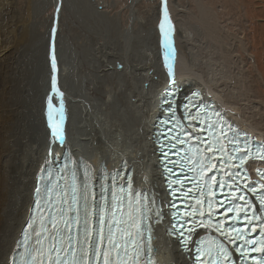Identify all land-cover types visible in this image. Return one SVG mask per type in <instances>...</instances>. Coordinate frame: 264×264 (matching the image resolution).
<instances>
[{
    "label": "bare ground",
    "instance_id": "obj_1",
    "mask_svg": "<svg viewBox=\"0 0 264 264\" xmlns=\"http://www.w3.org/2000/svg\"><path fill=\"white\" fill-rule=\"evenodd\" d=\"M26 1L24 6L20 0H0V65L8 64L10 67L3 70L0 84V264L14 263L15 252L33 204L37 176L56 165L66 154L73 155L74 160L86 166L95 178L99 177L101 171L109 172L124 165L131 167L135 173L137 188L141 186L159 201L160 208L163 209L161 215H165L166 180L154 145L153 133L158 128V117L164 113L160 100L170 81H175L173 86L181 95L180 106L191 92L199 90V97L217 102L239 127L264 139V100L257 93L256 81L249 71L247 58H243L238 50L242 46L245 54L250 53L247 50L249 48L246 49L245 37L221 24L218 13L207 7L203 0H197L200 16L195 15L189 6L179 4V1L167 0L172 25L169 39L174 42L172 53L163 49L166 41L160 24L164 19V0H161L159 11L155 13L159 14V22L154 30L159 31V36L155 34L151 39L147 35L145 37L148 54L153 53L154 57L150 55L148 62L137 66L130 63L128 48H119L120 52L124 48L122 56L119 51L116 52L117 48L109 51L110 58L102 60L108 64L104 63L101 71H111L109 78L110 75L115 76L110 79L116 86L114 93L103 84L99 85L101 68L98 62L82 63V70L79 64L73 68L70 65L64 67L62 54L60 56L56 53V68L53 69L54 32L61 19V15L56 18L55 13L47 30H40L46 39L49 53L44 62L41 60L43 71L28 80V86H31L28 88V101L18 96L20 91L28 87L20 77V66L25 55L33 52L35 56L30 58L28 66H35L36 59L41 56H38L41 49H38L39 40L35 43L36 37L33 34V24L37 23L38 18L37 6L35 0ZM80 1L83 3V0ZM87 1L91 7L90 22L97 24L98 20L104 18L99 12L100 0ZM139 1L131 0L130 10L134 17L135 6ZM176 12L196 17L198 25L190 27L188 31L184 19L177 22ZM165 27L167 28V24ZM146 28L150 35L154 34L151 33L153 28ZM102 30L104 31V26ZM206 55L207 58L203 61ZM116 64H120L122 68ZM169 65L173 68L174 75H170ZM36 66L38 70L35 73L42 68L40 64ZM65 68L74 70L79 76L76 77L79 78L76 91L65 88L63 84L62 73L64 74ZM54 77L57 90L53 88ZM100 96L107 102L110 100L106 115L99 110L104 105ZM20 100L23 101L22 104ZM59 102L68 109L63 140L53 135L49 121L51 112V123L58 125ZM21 106L25 107V111ZM168 227L166 215L159 220L154 235L159 264H192V256L181 249L177 239L168 233Z\"/></svg>",
    "mask_w": 264,
    "mask_h": 264
},
{
    "label": "snow or ice",
    "instance_id": "obj_2",
    "mask_svg": "<svg viewBox=\"0 0 264 264\" xmlns=\"http://www.w3.org/2000/svg\"><path fill=\"white\" fill-rule=\"evenodd\" d=\"M164 19L160 24V29L164 34L166 47L171 46V40L169 39L172 32V25L170 22L168 10H167V0H164L163 6ZM167 24V28L165 25ZM52 66L55 70L56 61L55 55L52 57ZM170 75H174L172 67L169 65ZM175 83V81H173ZM53 88L56 89V80L53 78ZM62 96V93H60ZM198 96V94H197ZM49 107L51 108V99H49ZM185 108H188V105H185ZM169 111L175 117V109L169 106ZM63 104L61 103V116L60 121L62 122L63 117ZM215 115L219 116V113ZM192 119H200L199 116H193ZM50 126L53 128V135L58 139L63 140L62 128L58 125L52 124V115L49 113ZM163 123H168V121H163ZM201 123L203 120L201 119ZM177 124L180 126L181 131L183 132V125H180L179 120L177 119ZM224 123L211 122L207 124L206 130L208 131L209 137L211 139L207 142L206 151L213 153L212 156L203 157L195 161L193 167H198L200 172H203L205 167L211 165L213 157L216 155V152L224 154V145L222 143L223 139H228L230 143L233 144L232 152L239 153L241 149L235 145L239 141L235 140V136L229 138L227 132L225 131ZM192 127V125H189ZM228 129H231V125H227ZM205 129H202L203 131ZM169 132L171 130H168ZM166 133H161L165 135ZM191 135V133H188ZM239 135V133H236ZM196 139H200L196 137ZM179 143H184V141L178 140ZM203 143V141H201ZM175 147V145H172ZM216 149V152L213 150ZM161 150L163 152V145H161ZM199 152V149L197 150ZM264 152V147L258 148L256 155L257 158L264 159V155L260 153ZM164 155H167L164 153ZM249 154L241 156L228 155L225 163H228L232 160L239 159L240 163L238 165H233V167H241L245 160L248 158ZM185 159L191 160L189 157ZM207 160V164H204V160ZM172 163H176L172 161ZM214 167V165H212ZM224 164H221L223 167ZM184 165H181L183 168ZM191 170V169H190ZM170 173L172 169H167ZM199 175V173H198ZM230 181L232 178L238 176L236 172H229ZM264 176V173L261 174ZM215 175L208 178L209 181L214 180ZM171 186V185H170ZM247 187V185H245ZM261 188H264V184L260 185ZM218 188L220 190L231 189L232 183L225 182L223 180L218 182ZM237 190L239 187L237 186ZM120 191L125 192V203L122 207H117L115 204H106L104 207H100L96 204L95 197L91 192L89 186H85L83 192L86 195L78 196L77 186L75 185V175H73V184L71 186V201L72 203L68 206L67 209L58 207L57 205H62L64 201L61 197H57L55 201L51 199V189H46L47 195L42 197L45 200V204L49 205L45 208L44 205H37V216L40 218V231H37L34 225L36 220L33 219L31 223L28 224V228L32 229V234L35 235L36 239L34 241L35 245L39 247H32L31 249L25 246V257H22V264H154V259L151 256V226L146 223L148 217L145 212L146 206L141 203L142 200H146V196H140L139 193L133 195L131 191V182H128L127 189L123 186L120 187ZM249 191L257 194L260 200V205L264 208V193H257L255 187L249 188ZM39 193V189L37 190ZM175 195V191L172 193ZM207 192H201V196H206ZM67 192H63V196H67ZM185 197L187 192L184 193ZM232 193H229L225 196V199H228V207L225 209V215L227 213L235 212L236 215L233 217L234 220H247L249 225H252L253 218L259 219V217L249 216L248 212L251 210V202L245 198V195L242 193L239 196V200L244 201V215H240L241 206L238 203H233ZM83 199V224H84V238L81 242L79 236L74 238L72 236L73 227L76 228L77 233H79V225L81 223V207L80 200ZM100 199L104 200L105 197L101 195ZM113 201L117 199L113 195ZM199 203V201H197ZM207 207L209 210V216L212 215V206L213 201L208 200ZM217 204L222 205V201H217ZM122 208H126L127 211H123ZM46 210L49 212V216L45 217L42 214V211ZM199 209H193L186 213V215L191 216L193 219H196L194 213L198 212ZM68 212H75V216H68ZM57 213L59 215H57ZM203 212H200V215H203ZM157 217H160V213H156ZM178 213H174V216H177ZM98 218L99 227H95L92 222L93 217ZM159 222V219L158 221ZM187 223V222H186ZM223 222H218L216 230L221 233L222 236L230 244H236L237 241H242L240 244H236L235 250L239 252L241 264L243 261L249 257L250 252H260L264 253V239L256 241L253 239H246L247 233L242 232L240 229L235 227L230 229H225L222 227ZM203 225V222H201ZM199 226V225H197ZM206 226V225H205ZM183 224L174 225V229L178 232V238L184 237L183 243L187 248V243L191 239V234L194 232V228H188L187 231L189 235L185 237L183 231H179L180 228H184ZM250 231L255 232V227L251 228ZM232 233H235L233 237ZM46 234V235H45ZM260 236L264 237V226H261ZM25 241L30 239V234L28 232L24 233ZM47 241L45 246L44 241ZM204 244V241L200 242ZM215 245V248L211 246L206 249L201 247L196 248L197 256L195 258L196 264H235V261L232 260V252L229 251L228 247L224 243L213 240L212 242ZM259 244V247L255 245ZM251 246V247H249ZM201 256L207 257V259L201 260ZM30 257V258H29ZM254 264H264V255H261L259 259L252 257Z\"/></svg>",
    "mask_w": 264,
    "mask_h": 264
},
{
    "label": "rangeland",
    "instance_id": "obj_3",
    "mask_svg": "<svg viewBox=\"0 0 264 264\" xmlns=\"http://www.w3.org/2000/svg\"><path fill=\"white\" fill-rule=\"evenodd\" d=\"M25 1L26 0H20L22 5L26 4L27 1L26 2ZM102 1L103 2L101 3V5L103 6V9L100 10L98 8L97 9L99 10L100 14L104 16V18L100 19L101 21L98 20L97 24L96 22L92 24L90 22L91 7L89 6L88 1L86 2L85 0L84 3L83 0L84 3L83 4L80 0H62L63 8L61 13V19L59 22V26L57 27V29H55L56 33L54 32L55 38L53 39V44L55 41V45L52 47V54L56 55V53H58V55L60 56L62 54L61 61H64V67L70 65L73 68L74 66H76V64H79V68L81 69L82 65L87 62H98L97 64H99L98 66L101 68V69L99 68L101 71L103 70L104 63L105 65L108 64L105 60L104 61L102 60L103 59L108 60L110 58L109 51H111L113 48H117L118 50L116 49L113 50H116V52L118 53V51L120 52L121 47L129 49L128 53H130V56L128 54L127 56L129 57L130 63L133 65L141 66L143 65L144 62H148L150 60L149 59L150 55L154 57L153 53L148 54V50L145 47V41H146L145 37L147 35L148 38L150 37L149 39H151V37L156 36L155 34L159 36V31L157 32V30L154 29L155 28L157 29V25L159 22V17H158L159 14L156 15L155 13L159 11L161 0H140L135 6L136 17H134V14L131 15V10H130L131 0H102ZM172 1L174 2L179 1V4H181L184 7L189 6L191 8V11L195 12V15L200 16L197 0H172ZM35 3L37 6L36 12H38L37 13L38 18H37V23L33 24L34 26L33 34L34 37H36L35 43H37V41L39 40L38 49H41V52H38L39 53L38 56L40 55L41 56L38 59H36L35 66L40 64L42 68L37 73H35V70H38V67L36 66L37 67L36 68L34 65L33 66L31 65V67L30 65L28 66V63H30L31 61L30 58H33L35 56V52L25 55L24 62L20 66V77L25 80L27 86L29 85L28 83L29 78H34L37 74L43 71V65L41 64L42 62L41 60L43 59L44 62V60L47 59L46 57L49 53V47L48 45L46 46V39H44V36L40 32V30L43 32L47 30L48 24H50V20L52 19L56 11V5H55L56 3L53 2L52 0H40V1L35 0ZM203 3H205L207 7L213 9L215 12L218 13L221 24H224L231 31L235 33L244 35L245 37L244 40L247 45L246 49L249 48L247 50L251 54L250 53L245 54L246 51L244 48H242V46H240L238 50L243 56V58L245 59L247 58L249 71L251 72L252 77L256 81L257 93L259 97L264 100V0H203ZM176 13L177 14H175V17L177 19V22H180L181 19H184L185 22L187 23L186 28L188 31H190L189 29L190 27L194 28L195 25H198L196 23V17L193 16L190 17L187 16L186 14L179 15L178 12ZM95 14L97 15V13ZM105 18H107V20H105ZM103 26H104V31H106L107 35L102 30ZM105 26L107 28L106 30H105ZM146 27H149L150 29L153 28L151 33L154 34L150 35V33L148 32L149 30ZM126 28L130 30L128 31ZM124 37L126 38L124 39ZM40 38H42V40ZM221 38L224 41H226L228 45H231V43H229L228 40H225L223 36H221ZM124 48H122L121 52L119 53L120 56H122ZM71 53H73V55ZM99 57L101 58V60ZM206 58L207 55L203 58V61ZM155 61L156 60L154 59V62ZM136 63H138L139 65ZM116 65L117 67L118 65L120 66V64H116ZM5 68L10 69L8 64L0 65V84L2 83L1 82L2 75H3V70ZM81 70L80 72H82ZM63 71L64 74L62 73V80L65 88H70V90L76 91L75 89L78 88L79 85V78L76 79V77L79 76L77 75V73H75L74 70H71L70 68H65ZM73 74L74 75L76 74L77 76L76 75L73 76ZM100 74H98L100 75L99 85L103 84L104 87L106 86L105 88H107L108 90L114 93L116 89L114 87L116 86H114L113 80L111 81L110 79H114L115 76L112 77L110 75L109 78V74H111V71L108 73L101 71ZM107 81H109L110 83ZM42 83L44 84L43 81ZM29 87L31 86H28L26 89L20 91L18 93V96H22L24 99L28 101ZM42 89L43 87H41V90ZM96 95L99 96L100 94H96ZM100 97L102 98V96ZM94 98H96L95 95ZM20 101L22 104L23 101L22 100ZM102 101H104V105L99 107V110L101 114L103 113V115L104 114L106 115L105 111L106 110L108 111V104L110 103V100L109 102H107V100H104V98H102ZM18 109H20V107ZM21 109L25 111L24 106H21Z\"/></svg>",
    "mask_w": 264,
    "mask_h": 264
},
{
    "label": "water",
    "instance_id": "obj_4",
    "mask_svg": "<svg viewBox=\"0 0 264 264\" xmlns=\"http://www.w3.org/2000/svg\"><path fill=\"white\" fill-rule=\"evenodd\" d=\"M55 3H56V11H55L56 14H55V17L57 18L62 13V8H63V6H62V0H55ZM100 3H102V0H100ZM99 8L103 9V6L100 4L99 5ZM168 48H169V51L172 53L173 52V48H174V42L173 41L171 42V46L168 47ZM119 67H121V65ZM61 103L62 102H59V104H60L59 107L61 106ZM60 128H62V127H60Z\"/></svg>",
    "mask_w": 264,
    "mask_h": 264
}]
</instances>
